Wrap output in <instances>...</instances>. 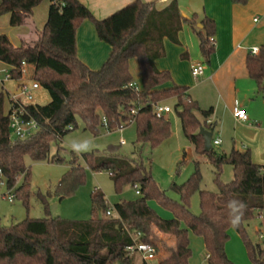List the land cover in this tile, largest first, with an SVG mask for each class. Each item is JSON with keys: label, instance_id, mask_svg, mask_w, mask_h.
<instances>
[{"label": "trees", "instance_id": "1", "mask_svg": "<svg viewBox=\"0 0 264 264\" xmlns=\"http://www.w3.org/2000/svg\"><path fill=\"white\" fill-rule=\"evenodd\" d=\"M230 1L237 5L249 2ZM42 2L2 0L0 17L10 15V26H23ZM85 21L92 23L99 40L111 48L98 70L90 69L78 57L76 36ZM183 24L198 35L201 55L208 63L215 51L210 39L216 33V24L205 17L200 22L202 29H198L197 15L182 17L178 0L162 11L156 10L153 3L134 0L102 20L96 19L79 0H50L46 25L35 43L15 47L6 35L0 34V62L9 67L10 80L20 83L21 89L25 85L21 83L23 66L34 65L33 84L44 88L51 99L44 106L17 101L24 108V118L38 124L36 133L20 140L11 137L10 111L5 112L6 97L0 94V184H5L14 199L29 206L31 175L26 157L33 162L65 161L59 155L51 157L52 145L61 144L70 128H77L78 116L94 136L101 129L114 132L134 124L135 144L140 150L132 159L119 155L117 147H110L107 156L96 152L83 155L91 171L109 172L117 193L130 186L139 191V197L110 205L102 192L94 191L92 218L74 221L52 217V194L39 192L37 198L46 217L27 218L9 227L2 226L0 218V264H148L144 260L138 263L140 255L129 248L146 243L154 246L158 254L161 245L166 247L160 235L173 240L174 247L167 248L166 258L159 264H190L191 234L203 240L207 264H236L226 252L230 230L241 236L251 263L264 264V239L262 243L254 242L247 234L250 221L264 212V167L253 162L249 150H232L229 154L214 148L207 151L200 129L213 130V124H209L213 109H202L188 87L175 85L170 73L155 65L166 56V39L180 45L178 36ZM182 56L188 58V53ZM132 60H136L141 76L136 85L130 70ZM246 69L264 97V46L258 54H248ZM168 103L196 155L213 166L217 192L201 189L200 161L195 160L191 176L171 187L180 201L172 200L156 184L151 168L142 162V146L148 144L155 149L172 135L168 115L156 116V107ZM69 165L53 193L59 201L73 196L86 182L85 167L75 154ZM226 165L232 167L234 175L229 183L221 179ZM196 193L200 198L199 215L190 209V200ZM233 199L245 204L235 227L229 223L227 207ZM150 201L169 212L170 218H163Z\"/></svg>", "mask_w": 264, "mask_h": 264}, {"label": "crops", "instance_id": "2", "mask_svg": "<svg viewBox=\"0 0 264 264\" xmlns=\"http://www.w3.org/2000/svg\"><path fill=\"white\" fill-rule=\"evenodd\" d=\"M79 1L91 11L96 19L102 20L134 0ZM143 1L153 3L156 10L162 11L174 0ZM178 3L181 15H188L189 17L197 15L196 27L198 29H202L200 22L205 17L215 22L216 33L213 36L215 51L208 63L202 55L197 53L196 55L194 53V56L191 57L188 51V47H190L188 45L189 39L192 41L191 44L194 43L193 46L196 43L193 41L191 33L185 30L186 26L189 25L183 24V31L179 34L181 46L172 44L166 39L164 41L166 56L155 62L156 67L160 71H168L175 85L188 87L190 96L199 103L202 109H213L209 124H213V140L216 138L221 139V145L218 146L221 153L229 154L232 150L239 152L249 150L253 162L264 167V97L258 93L257 86L246 69V58L251 50L258 48L260 51V48L264 46V0H249L246 5L233 4L230 0H178ZM49 8L50 0H43L34 9L25 24L18 27L19 33L14 39L6 34L10 42L15 47H19L22 43H35L46 25ZM2 18H4V22L10 25V15H5ZM192 31L196 34L193 29ZM76 41L79 59L92 70L100 69L111 53L109 45L99 40L94 26L89 21H85L78 29ZM186 51L188 58H183L182 55ZM131 64L130 70L134 74V79L140 81L138 64L136 65L134 62ZM197 64L204 65V73L196 79L192 76V67ZM1 65L3 69L0 72H8L9 67L2 62ZM22 73V84L33 80L35 66L25 64ZM4 81H6L5 78L0 81L2 83L0 94L5 95V105L8 104L5 112L10 111L15 96L18 101L27 104L20 98V89L12 93L5 88ZM39 89L32 87L30 91L36 92ZM168 104L172 107L170 103ZM236 107L247 113L248 121H238L234 118L233 109ZM170 114H168V117ZM196 159L200 163L205 161L204 158L197 155ZM137 196L139 197L138 194ZM161 216L170 218L164 214ZM160 238L166 242V247L161 245L156 258L147 262L148 264L150 262L159 264L166 258L167 248H172V241L169 237L160 235ZM190 238L192 249V234ZM141 261L142 258L139 256L138 263H141Z\"/></svg>", "mask_w": 264, "mask_h": 264}, {"label": "rangeland", "instance_id": "3", "mask_svg": "<svg viewBox=\"0 0 264 264\" xmlns=\"http://www.w3.org/2000/svg\"><path fill=\"white\" fill-rule=\"evenodd\" d=\"M182 16L185 18H191L188 15ZM2 17L3 16L0 17V34H7L14 39L19 33L18 27L10 26L7 22H4V18ZM183 27L184 26H182L180 33L183 31ZM186 27L185 30L191 33L193 41L196 43L193 46L194 43L191 44L192 41L189 39L188 45L190 47H188V51L191 57L194 56V53L195 55L196 53L201 55L198 35L193 33L190 26ZM178 46H181V43ZM133 62L137 65L135 60H132L131 63ZM1 69H3V67L0 62V71ZM132 75L134 77V74ZM5 76V73L0 72V81L4 80ZM134 81L135 84L140 82L135 79ZM4 82V85L6 86L5 88L8 91L14 93L18 90L19 84L16 81L6 80ZM33 83V80L25 82L29 91L32 88ZM1 91L2 83L0 82V92ZM30 92L33 96L31 101L27 99V96L20 95V98L24 103L44 106L51 100L49 93L42 87L36 92H32V90ZM165 105L169 106V104ZM7 108L8 104L5 105L6 111ZM169 118L172 123L171 137L155 149H151L148 144L142 146L141 160L145 166L151 168L152 176L159 188L162 191L167 192V195L172 200L180 201V197L172 192L171 187L173 184H183L191 176L195 169L194 162L197 159L194 147L184 137L179 119L173 110L169 115ZM100 131L101 132L98 136H94L89 130L85 129L83 120L78 116L77 128L72 129L66 134L63 137L61 144L57 146L53 143L52 145L51 157L59 155L65 159L63 163H51L48 161L33 162L30 157H26L25 164L30 168L31 175L29 206L26 207L23 201L18 198H15L13 202H10L8 191L4 187H0V218L2 226L9 227L18 224L27 218L42 219L46 217L43 205L37 198V193L39 192L43 194L50 192L52 194L49 199L52 217H61L74 221H87L92 218L91 194L94 191L102 192L106 196L110 205H114L123 200L130 201L137 198L138 196L135 189L130 186L125 187L121 193H117L109 172H93L88 168L83 159L84 154L91 152L107 156L110 147H117L118 154L121 156L131 159L135 158L134 153L140 151L139 147L137 148L135 144L136 126L131 124L126 128L114 132H108L105 129H101ZM84 141H88V147L86 150L75 151L72 149L71 145L73 142L83 143ZM122 142L124 143L122 144ZM214 149L218 153H221L218 147H214ZM73 154L77 156L78 162L85 167L86 182L73 196L66 198L63 201H59L53 193L58 182L69 170V164ZM184 156H186L185 159ZM200 170L203 177L201 189L210 192H217L218 189L213 181V166L205 159V161L200 163ZM233 177L232 167L226 165L223 169L221 177L222 181L229 183L233 180ZM149 204L161 215L164 214L169 217L171 216V214L163 210L157 202L150 201ZM190 209L194 215L200 214L199 193L192 196L190 200ZM259 230L261 231L260 234L257 233ZM229 233L230 240L226 246V252L229 258L236 264H252L247 255V250L241 236L237 234L235 230H230ZM247 234L252 241L263 242L261 235H264V213L263 217L256 216L250 221L247 228ZM171 247H174L173 240ZM149 264H156V262H150ZM190 264H207L204 242L201 238L194 236L192 240V257L190 259Z\"/></svg>", "mask_w": 264, "mask_h": 264}, {"label": "built area", "instance_id": "4", "mask_svg": "<svg viewBox=\"0 0 264 264\" xmlns=\"http://www.w3.org/2000/svg\"><path fill=\"white\" fill-rule=\"evenodd\" d=\"M211 42H214V39H210ZM252 54H258L259 49L258 48H253L251 50ZM204 73V65L202 64H197L192 67V76L194 78H199L203 75ZM6 80H10L9 73L6 72ZM136 85V84H134ZM34 89L38 88V85L33 84L32 86ZM21 94L27 96L28 100H32V96L30 94L29 89L24 85L21 89ZM17 97H13V103L10 108V129H11V137L13 139H20L24 140L27 139L28 137L32 136L34 133L38 131V124L33 121V120H26L24 118V108L23 106L17 102ZM172 112V107L168 105L161 104L156 107V116L157 118H161L163 116H166ZM134 113V112H133ZM233 116L236 120L238 121H243L246 122L248 121V115L247 113L242 110L241 108H234L233 109ZM104 124H106V121L104 120ZM72 130V128H70ZM121 130V129H119ZM212 145L214 147H218L221 145V139L216 138L212 141ZM1 187H5V184L2 182L0 184ZM138 195L140 194L139 191L136 192ZM9 194V201L13 202L14 200V195L10 192ZM263 213H261V217H263ZM111 212H108V215H110ZM261 238L264 239V235H261ZM129 250L131 252H136L140 255L142 260L149 262L152 261L156 258L157 253L156 249L154 246L146 243H136L133 247H130Z\"/></svg>", "mask_w": 264, "mask_h": 264}, {"label": "clouds", "instance_id": "5", "mask_svg": "<svg viewBox=\"0 0 264 264\" xmlns=\"http://www.w3.org/2000/svg\"><path fill=\"white\" fill-rule=\"evenodd\" d=\"M71 147L75 151L86 150L88 147V141H84L83 143L73 142ZM227 207L229 209V223L231 226L235 227L239 224L241 217L243 216L245 204L240 200L233 199L229 201Z\"/></svg>", "mask_w": 264, "mask_h": 264}, {"label": "water", "instance_id": "6", "mask_svg": "<svg viewBox=\"0 0 264 264\" xmlns=\"http://www.w3.org/2000/svg\"><path fill=\"white\" fill-rule=\"evenodd\" d=\"M21 93V90L19 91ZM200 134L203 136L205 140V148L207 151H210L213 148L212 141L214 137V132L208 131L204 128L200 129Z\"/></svg>", "mask_w": 264, "mask_h": 264}]
</instances>
